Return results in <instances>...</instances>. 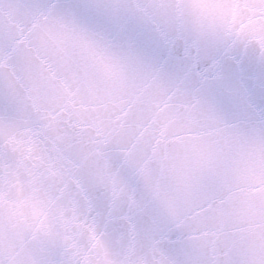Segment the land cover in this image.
Wrapping results in <instances>:
<instances>
[{"label": "snow or ice", "instance_id": "snow-or-ice-1", "mask_svg": "<svg viewBox=\"0 0 264 264\" xmlns=\"http://www.w3.org/2000/svg\"><path fill=\"white\" fill-rule=\"evenodd\" d=\"M0 264H264V0H0Z\"/></svg>", "mask_w": 264, "mask_h": 264}]
</instances>
